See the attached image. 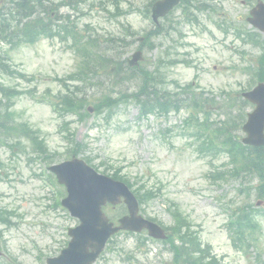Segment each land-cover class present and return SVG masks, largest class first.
Wrapping results in <instances>:
<instances>
[{
	"label": "rangeland",
	"instance_id": "1",
	"mask_svg": "<svg viewBox=\"0 0 264 264\" xmlns=\"http://www.w3.org/2000/svg\"><path fill=\"white\" fill-rule=\"evenodd\" d=\"M93 1L94 9L76 24L85 29L84 33L97 37L102 43V52L108 47L112 49L106 54L112 59L109 63L112 66L121 64V68L118 78L109 73V68L96 71V78L82 93L88 104L97 103L107 95L118 97L135 92L143 71L155 73L161 82V90L176 92L178 86L186 88L191 84L190 91H203L204 97L210 98L222 90L234 96L248 86V74L244 68L260 70L257 64L260 51L243 46L234 37L233 28L247 32L253 30L245 22L249 8L243 7L238 0H203L213 10L196 13L199 27L183 21L179 12L174 11L170 16L173 21L169 23L174 29L170 30L169 36L162 31L152 37L149 42L154 46L149 44L142 49L143 60L139 62V68L131 72L123 63L137 50L136 39L153 26L140 12L150 0ZM114 3L118 9L114 8ZM217 16L229 23L226 37L216 28ZM129 29L131 35H128ZM121 37L131 44L121 48L115 41ZM236 51L243 52L244 56ZM0 52L6 53L14 70L31 77L30 83L15 76V80L8 79L6 83L23 92L13 107L16 119L28 122L40 132L53 155L50 165L62 162L67 152L68 145L62 139L61 130L65 134L73 129L75 140L83 145L78 157L89 158L92 165L99 167V172H111L109 166L122 167L123 174L134 188L141 184L160 188V195L143 206L141 215L169 225L171 218L167 208L173 203L189 220L192 230L198 231L199 240L210 245L212 253L224 264H264V219H258L261 230L257 251L244 252L232 246L225 228L228 216L223 209L247 204L246 191L237 190L235 179L212 183L207 178L210 173L224 171L225 161L223 157L208 158L198 154L199 143L193 141L188 130L182 127V119L187 114L185 109L170 112L167 116L152 114L141 120L136 105L123 101L108 124L101 114L95 116L94 112L83 122L73 117L63 120L53 109L52 100L60 91L55 79H64L77 69V60L68 44L59 39L40 40L32 46H20L14 50L0 44ZM117 56L118 59H114ZM172 60L189 63L167 65ZM208 111L213 118L219 115L224 118L218 108L210 106ZM21 151V147L10 151L0 144V162L4 165L0 171V207L16 214L15 227L5 229L0 225V251L3 253L0 264L10 263L9 258L20 264H44L45 258L56 256L64 247L68 241L67 229L76 226L78 221L63 209L47 207L54 202L57 188L45 183L44 178L33 176V173H40L43 165L38 158L28 160L29 157ZM250 202L254 204L255 200ZM137 243L138 240L130 236L114 238L113 244L107 246L111 249H105L95 264L169 262L171 255L163 252L160 244L145 242L138 251Z\"/></svg>",
	"mask_w": 264,
	"mask_h": 264
},
{
	"label": "trees",
	"instance_id": "2",
	"mask_svg": "<svg viewBox=\"0 0 264 264\" xmlns=\"http://www.w3.org/2000/svg\"><path fill=\"white\" fill-rule=\"evenodd\" d=\"M12 10L8 11L9 15L14 16L15 25H7L2 19L3 15H0V36H2L8 44H13L17 41L16 46L19 44H33L38 41L41 37L50 38L53 35L57 36H69L68 26L70 21L66 16H56L54 23L50 20V12L53 9L57 14L62 6H68L69 8L78 10V4L75 1L73 3L71 0H60L54 6H49V11L41 0H11ZM52 10V11H53ZM42 14V16H41ZM72 37V48L82 59H92L95 55L93 54V45L90 44L88 40H78L74 35ZM8 39V41L6 40ZM95 48V47H94ZM103 54H96L93 58L96 61L99 60L100 63H96L97 66H101L106 63V66H112L109 63L110 59H105ZM94 61H82V66L85 65L87 68H91V63ZM12 74L13 71L10 70L8 64L4 62L2 55H0V77L6 74ZM90 70L82 69L80 75L76 76L73 74L69 76V80L79 84H91ZM148 75L143 73L142 85L138 91L131 96L134 101L140 105V116H147L149 113L153 112L155 109L162 110L166 106V111L170 109H178L179 102L161 96V94L154 89L152 76H149V81L151 85V91L148 93L149 84L147 82ZM27 82L29 80L27 79ZM65 90L57 96L58 108L61 113L74 114L78 116V119L88 116L85 109L87 102L85 98L81 95L82 89L78 86L70 87L63 84ZM70 87V88H69ZM23 93L16 88L8 85L5 82H0V142L1 141H31L40 149L41 152H45L41 140L39 139L38 132L31 129V127L26 122H17L15 119V112L13 107L15 100L19 98ZM123 97V96H122ZM121 100V99H120ZM118 104L117 100H113L111 97H107L100 103L94 106L96 114L106 113L104 120L108 121L112 117V109ZM196 106V103H194ZM244 119V114H238L235 118H228L221 126H216L211 132L214 139H208L206 136L205 141H221L219 143L223 144L222 149L229 155V162L231 165L229 174L233 178H238L242 173L246 175H255L258 179L257 188V198L264 196V149H251L243 147L237 141L236 138L230 135L231 131L238 126ZM197 123V129L205 131L208 128V122L205 119L204 122L198 123L196 118H193ZM190 122L187 121L188 125ZM195 124L191 121L190 125ZM34 141V143H33ZM37 141V142H35ZM75 146H77L75 144ZM214 152L217 151L218 146L210 147ZM153 193L149 190H145L144 193H138V198L140 203L147 201ZM253 206L246 205L236 211H233V218L229 221L228 229L234 236L235 240L240 244L250 247L251 244L257 241L256 232L258 230V223L255 220V211ZM264 216V211H263ZM177 216L175 213L174 217ZM180 219V218H179ZM0 221L8 223V221L0 217ZM178 223V220H176ZM185 222V221H184ZM180 224V223H179ZM179 224H177L172 230L175 233H179ZM186 224L185 235L187 236L188 242L190 243L192 250H200L199 243L196 238L192 236L189 231L188 225ZM189 264H219L214 258H211L209 262H202L200 260L193 259Z\"/></svg>",
	"mask_w": 264,
	"mask_h": 264
},
{
	"label": "water",
	"instance_id": "3",
	"mask_svg": "<svg viewBox=\"0 0 264 264\" xmlns=\"http://www.w3.org/2000/svg\"><path fill=\"white\" fill-rule=\"evenodd\" d=\"M177 1L163 0L155 4L154 10L157 14L163 15ZM256 91H264V86H259ZM51 170L56 174L58 182L67 188L68 198L63 205L68 208L72 216L81 220L82 225L70 231L72 240L68 248L58 258L48 260L47 264H89L93 261L107 236L117 231L106 224L100 214V206L105 201L117 203L120 197L124 198L130 212V217L121 221V228L140 230L146 227L151 233L162 234L152 224L136 216L135 199L125 187L95 175L83 163L75 160ZM88 248L92 250L91 253H88Z\"/></svg>",
	"mask_w": 264,
	"mask_h": 264
}]
</instances>
